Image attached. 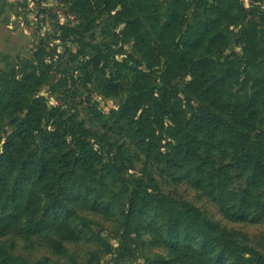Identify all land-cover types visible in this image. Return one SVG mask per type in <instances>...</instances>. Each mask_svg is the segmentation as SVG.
Returning <instances> with one entry per match:
<instances>
[{
	"label": "rangeland",
	"instance_id": "1",
	"mask_svg": "<svg viewBox=\"0 0 264 264\" xmlns=\"http://www.w3.org/2000/svg\"><path fill=\"white\" fill-rule=\"evenodd\" d=\"M75 1L78 0H0V148L15 133L22 134L15 141L26 154L41 153L49 142L52 153L66 156L53 166L54 172L63 174L62 184L65 181L73 184L72 172L79 173L80 162L74 165L72 161L80 157L79 150L94 149L100 163L94 166L95 173L101 178L99 181L95 176L94 181L88 179L84 183V187L96 189L90 191L89 197L75 190L71 195L55 194L57 200L53 202L47 190L41 189L40 213L49 204L63 214L71 210L67 222L73 228V237L65 238L55 226L28 234L26 218L21 217L16 225L0 231V261L6 259L8 264H180L171 260L170 247L160 242L156 232H147L146 219L152 218L153 211L148 209L150 217H146V212L145 215L139 212L126 219L128 194L120 191L112 198L114 195L109 192L115 185L121 186L117 184V171L129 187L133 181L143 179L173 199L190 202L210 219L235 232L242 244L264 255V217L228 218L219 211L207 189L195 188L181 179L175 167L146 159L137 140L127 134L129 116L123 109L133 79L129 68L141 69L147 74L148 84L156 88L162 82L163 62L159 50L174 42H185L190 52L188 66L198 68V83L217 89L216 78L226 71L227 79L219 87L222 98L242 103L257 91L260 97L255 107L264 123V22L260 19L264 0H188L187 5L177 3L173 13L170 10L173 0H150V6L157 4L160 22L169 25L159 36L150 26L153 25L151 18L145 19L146 13H141L150 33L148 37L154 41L156 34L158 38V46L150 48L153 42L148 43L146 51L150 57L147 59L123 35V24L116 19L115 9L100 10L103 6L100 4L97 9L93 2L87 4V16L86 10L76 9ZM217 8L228 10V14H215ZM253 27L258 31L256 46L245 32ZM129 56L133 60L127 59ZM190 80L187 70L171 79L179 93H183V101ZM109 83L115 85V94L106 90ZM35 97L37 105H41L40 112L47 107L44 134L32 130L31 120L25 114L29 101ZM47 131H53L54 136ZM160 135L166 138L168 133L163 130ZM110 155L117 160L115 166ZM232 156L229 149L213 150L216 162L230 165L233 177L230 189L237 191L247 182L251 183V170L237 165ZM4 165L5 158L1 157L0 174ZM7 176L10 187L28 185L24 181L25 173L13 170ZM258 187L254 184L252 193ZM100 190L104 192L98 197ZM154 222L162 234L159 226L162 221L156 217ZM190 238L199 248L195 235ZM172 242L170 238L168 243ZM208 250L214 255L222 254L219 247Z\"/></svg>",
	"mask_w": 264,
	"mask_h": 264
},
{
	"label": "trees",
	"instance_id": "2",
	"mask_svg": "<svg viewBox=\"0 0 264 264\" xmlns=\"http://www.w3.org/2000/svg\"><path fill=\"white\" fill-rule=\"evenodd\" d=\"M149 1L78 0L74 2V6L79 11H87V4L91 5L95 2L93 7L96 6L97 9H100V4L103 6L100 10L115 9L116 19L123 24V35L131 39L134 50L147 59L150 57L146 51L148 43L153 42L150 48L156 47L158 38L156 34H154V41L148 37L150 33L144 26L143 19L140 17L141 13H146L145 19L151 18L153 25L150 26L158 32L159 36L167 30L169 25L168 22H160L156 15L157 4L150 6ZM187 2L188 0H173L170 10L173 13L177 3L187 5ZM214 12L219 16L228 14V10L218 8ZM170 17L171 14L168 18ZM260 19L264 22V11ZM91 24L89 23L88 26ZM253 29L245 30V32L256 46L258 38L255 40V37L258 31L256 27ZM260 38L262 36H259ZM188 48L185 42H174L159 50L163 62L160 77L162 82L156 88L148 84L147 74L141 69L129 68L133 79L123 105L124 111L129 116V122L126 123L127 134L130 138L137 140L146 159L175 167V170L181 173L179 176L181 179H186L195 188L207 189L224 216L234 220L245 219L251 215L262 218L264 217V123L255 107L260 96L258 97V92L254 91L242 103L225 101L219 87L223 86L227 79L226 71L221 77L216 78L214 85L217 89H213L210 85H200L197 78L198 68L188 66L190 64ZM250 48L252 46L249 43ZM127 59L133 60L131 56ZM186 70L191 80L193 76V80L188 83L190 88L189 91L185 90L186 98L183 101V93H179L178 87L171 83V79ZM114 86L109 83L106 90H112L111 94H115L117 90L115 91ZM37 99L35 97L29 101L25 114L27 119L31 120L32 130H39L44 134L47 124V121H44L47 107L43 110L44 112L42 111L43 113L40 112L41 105H37ZM186 104L189 107H186ZM185 108H189L188 111ZM163 130L168 133L166 138L160 135ZM47 133L54 136L53 131H47ZM21 135V133L13 134L9 141L0 148V158L4 157L6 161L0 174V231L11 228L18 223L21 217H25L28 234L37 233L48 226L50 228L55 226L65 235V238H72L73 228L67 222V217L72 211L68 210L63 214L55 205L49 204L47 205L49 208L40 213L39 193L41 189L47 190L53 202L57 200L55 194L60 196V193H69L71 195L75 190L89 197L90 191L96 189L83 185L88 179L94 181L95 176L100 181L101 176L95 173L97 170L94 167L99 163V154L94 149L81 148L80 157L72 160L74 165L80 162L79 173L72 172V176L75 175L73 184L70 181L62 184L60 179L63 174L59 175L54 172L53 166L58 159L66 157L65 154L52 153L49 142L41 153L26 154L25 149L15 141L17 138L20 139ZM53 140L54 138L51 139ZM214 149L231 150L234 162L251 170V183L247 182L245 187L237 191L231 190L233 177L230 165L216 162L213 158ZM22 154L23 157H21ZM109 159L115 166L116 158L113 159L110 155ZM13 170L25 173L26 180L24 181L28 183L27 186L22 188L16 185L9 186L7 173L9 175ZM117 172L119 173L117 184L121 186L116 187L115 185L114 190L109 191L114 195L112 198L121 193L120 191L128 194L125 213L127 220L139 212L145 215L148 209L153 211L152 218L146 219L148 220L147 232L151 234L156 232L160 242L170 247L169 253L173 262L180 264H264L263 254L242 244L236 238L235 232L210 219L190 202L173 199L158 191L154 185L144 183L143 179L133 181L129 187L124 183L122 173ZM110 176L113 179V176ZM254 184L260 187L252 193L251 189L254 188ZM103 190H100L99 194L96 192L98 197L102 196ZM77 201L78 199L74 201V204ZM150 216L146 215V217ZM156 217L162 221L159 224L162 234L157 224L155 225ZM192 234L198 239L195 244L199 248L191 243ZM170 238L173 239L172 244L168 243ZM212 246L219 247L222 254L210 253L212 251L208 248ZM0 264L8 263L6 259H3Z\"/></svg>",
	"mask_w": 264,
	"mask_h": 264
}]
</instances>
